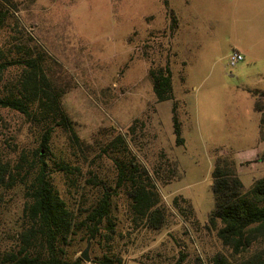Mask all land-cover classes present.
<instances>
[{
	"label": "rangeland",
	"instance_id": "rangeland-1",
	"mask_svg": "<svg viewBox=\"0 0 264 264\" xmlns=\"http://www.w3.org/2000/svg\"><path fill=\"white\" fill-rule=\"evenodd\" d=\"M13 2L6 4L0 47L23 43L46 55L51 71L59 70L58 82L71 85L62 101L90 145L81 153L57 131L49 157H70L87 178L93 169L114 187L115 164L102 148L122 133L149 172L165 179L155 178L167 213L161 229L135 222L125 189H119L110 221L90 239L88 214L100 187L67 185L48 160L52 183L77 215L63 245L66 257L83 264H105L106 256L121 258V264H214L222 253L237 263L241 257L218 237L221 223H209L215 207L212 171L218 156L238 162L262 147L252 90H264V0H169L168 6L162 0ZM234 49L245 60L232 67ZM167 63L175 99L160 102L149 70ZM9 73L13 78L16 67ZM175 102L184 145H177L174 134ZM0 119V148L7 157L15 160L25 151L33 159L40 129L10 109H0ZM253 162L238 163L247 187L264 175ZM25 201L24 186L0 187V252L18 244L27 225ZM88 244L90 261L82 257Z\"/></svg>",
	"mask_w": 264,
	"mask_h": 264
},
{
	"label": "trees",
	"instance_id": "trees-1",
	"mask_svg": "<svg viewBox=\"0 0 264 264\" xmlns=\"http://www.w3.org/2000/svg\"><path fill=\"white\" fill-rule=\"evenodd\" d=\"M162 1L169 5V0ZM7 3L14 4L13 0H0V30L6 26L9 15ZM34 49L17 42L10 43L9 48L0 47V109L19 112L40 129V144L31 160L25 151L20 152L15 160L8 158L0 148V187L22 185L26 188L27 219V225L18 234L17 246L0 252V264H83L81 258L73 261L66 257L63 245L68 243L77 224V215L52 183L48 160H52L63 173L67 185L78 190L89 184L100 187L101 196L88 214L90 239L101 234L103 223L110 221L113 198L119 189H125L135 222L144 221L150 229H161L167 213L155 178L165 179L158 171L157 176L149 172L122 133L114 135L102 148L115 164L114 187L107 185L106 179L93 169L88 170L91 176L87 178L82 165L70 157L50 158L57 131L66 133L70 146L81 153L89 150L90 145L78 135L76 122L62 101L71 85L58 82L59 70L52 72L46 55ZM13 67H16L17 73L9 78ZM149 75L158 101L175 99L170 64L152 67ZM252 95L256 98L255 110L260 114L259 141L263 142L264 90L254 89ZM172 111L176 143L184 145L176 102ZM1 127L0 119V133ZM212 177L215 207L209 216V223H221L218 237L241 257L237 263H230L227 256L220 253L215 257L214 264H264V177L247 187L239 174L238 162L225 156L217 157ZM109 229L114 230L112 222ZM103 263L121 264L122 259L106 256Z\"/></svg>",
	"mask_w": 264,
	"mask_h": 264
},
{
	"label": "crops",
	"instance_id": "crops-1",
	"mask_svg": "<svg viewBox=\"0 0 264 264\" xmlns=\"http://www.w3.org/2000/svg\"><path fill=\"white\" fill-rule=\"evenodd\" d=\"M259 117H260V114H259ZM259 121H260V119H259ZM258 128H259V125H258ZM259 143H261L260 144L262 146L261 148H255L253 151H247V153H244L240 158H238V163H244L245 161H248V160L255 161V162H253V164H255L257 166L258 171L264 172V158L259 159V158H261V156L264 155V141L259 142ZM243 171H245V170H244L243 165H242V167L239 168L240 176L243 175ZM260 177H264V175H262ZM255 179H258V178H256V177L252 178V180H255Z\"/></svg>",
	"mask_w": 264,
	"mask_h": 264
},
{
	"label": "built area",
	"instance_id": "built-area-1",
	"mask_svg": "<svg viewBox=\"0 0 264 264\" xmlns=\"http://www.w3.org/2000/svg\"><path fill=\"white\" fill-rule=\"evenodd\" d=\"M245 60V55L242 51L238 49H234L229 56V63L233 67L240 63L241 61Z\"/></svg>",
	"mask_w": 264,
	"mask_h": 264
},
{
	"label": "water",
	"instance_id": "water-1",
	"mask_svg": "<svg viewBox=\"0 0 264 264\" xmlns=\"http://www.w3.org/2000/svg\"><path fill=\"white\" fill-rule=\"evenodd\" d=\"M89 249H90V244H88L87 248L85 249V251L82 254V257L86 260V261H90L91 257L89 256Z\"/></svg>",
	"mask_w": 264,
	"mask_h": 264
}]
</instances>
